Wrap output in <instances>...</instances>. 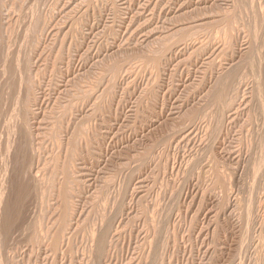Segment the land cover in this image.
<instances>
[{
	"label": "rangeland",
	"instance_id": "1",
	"mask_svg": "<svg viewBox=\"0 0 264 264\" xmlns=\"http://www.w3.org/2000/svg\"><path fill=\"white\" fill-rule=\"evenodd\" d=\"M4 1L1 3L10 12L1 13L0 25L7 24L1 28L5 43L11 40L9 51L16 47L14 52L19 48L22 55L33 48L32 72L41 69L40 74L36 72L40 76L35 75L40 88L37 85L39 101L33 111L39 110L40 113L35 112L40 118L47 112H52L56 121L60 118L57 132L65 136L57 138L59 142L63 140L64 147L68 135L74 132L71 128L75 130L80 125L78 122L82 125L80 133H88L85 132L84 140L80 133L77 138L79 154L75 160L79 162H74L78 166L74 164L72 174L74 178L81 172L75 176L76 209L72 211L77 214L68 213L65 223L61 221L63 225L70 222L66 226L71 228H63L68 230L63 231L66 239L61 234V246L57 245V251L51 250L56 248H52L50 236L55 230L62 231L63 225L49 167L51 153L57 150L47 136L45 139L50 141H43L40 148L44 149L35 152L38 161L41 159L37 161L41 173L36 178L35 190L22 201L23 215L18 219L21 221L11 228L8 239L2 240L8 243H0L2 264H264V146L260 144L264 143V116L258 113L257 104L264 92L258 93L254 88L255 80L259 84L264 82V35L263 30H252L255 25L249 8L245 9L243 4H238V8V0H34L35 6L30 0L28 4V0ZM255 3L264 6V0ZM38 19L39 24L34 27ZM257 53L262 54L263 60H257ZM252 57L256 59L255 66L257 62L255 71L250 72L243 62L238 74L246 81L240 79L239 84L238 79L236 84L240 86L231 91L226 105L214 104L211 100L215 89L218 86L220 90L230 63L233 66L236 61L248 62ZM243 69L246 71L242 72ZM6 94L5 88L0 98L3 131ZM65 101H71V105L67 102L61 107ZM250 112L252 118L258 116L253 120L259 121L253 123ZM33 125L36 126L32 123V128ZM83 126L87 127L85 131ZM87 134L92 137L90 140ZM87 136L90 144L86 148ZM1 165L0 184L11 191L6 187L3 199L12 201L13 181L10 173L2 175ZM256 169L260 175L254 173ZM252 182L261 186L251 187ZM248 189H254L252 195ZM224 195L229 198V206ZM243 196L246 204L260 199L256 207L253 204L255 208L252 205L255 213L251 216L257 222L251 217V226ZM251 198L254 199L250 201ZM217 202L223 203L217 206ZM242 212L246 216L241 218ZM103 215L110 221V234L106 254L97 262L89 230L100 228ZM245 227L248 229L241 232L247 234L244 239L239 232ZM32 232L39 235H35L39 240L33 238Z\"/></svg>",
	"mask_w": 264,
	"mask_h": 264
},
{
	"label": "bare ground",
	"instance_id": "2",
	"mask_svg": "<svg viewBox=\"0 0 264 264\" xmlns=\"http://www.w3.org/2000/svg\"><path fill=\"white\" fill-rule=\"evenodd\" d=\"M2 1H4V0H2ZM8 1H10V0H8ZM19 1V0H18ZM30 1H32V2H30V4L33 6L34 4H32L33 2H34V0H30ZM36 1V0H35ZM236 1V0H235ZM239 1V3H237ZM236 3V6H238V4H240V6H242V4H243V7L245 6V9L246 8H249V10H250V12H251V18L253 17V21H251V23L253 22V24L255 25H253L254 26V28H252V30H254L255 32L254 33H257V32H259V31H261V30H263V33H262V35H264V6H262L261 4H257V3H255L254 4V1L255 0H243L244 2H246L245 4L244 3H241L240 2V0H238ZM242 1V2H243ZM5 2V1H4ZM7 2V1H6ZM14 2V1H13ZM38 2V1H37ZM36 2V3H37ZM25 3H29V0H28V2H25ZM25 3L23 4V5H25ZM6 4V3H5ZM18 4H19V2H18ZM18 4H17V6H18ZM10 5H12L13 6V4H10ZM14 5H15V3H14ZM31 5H29V6H31ZM4 4L3 3H1V0H0V15H1V13H3V12H7V10L10 12V10L9 9H7V10H5V7H6V5L4 6ZM19 6H20V4H19ZM22 6V5H21ZM20 6V7H21ZM28 6V5H27ZM35 6V5H34ZM248 6V7H247ZM8 7H9V5H8ZM20 7H18L19 9H20ZM243 7H242V9H243ZM7 8V7H6ZM10 8V7H9ZM31 8V7H30ZM33 8V7H32ZM238 8H239V6H238ZM237 8V9H238ZM5 11H4V10ZM12 9V8H11ZM15 9V7L13 8V10ZM19 9H17V10H19ZM23 8L21 7V9L20 10H22ZM25 9V8H24ZM27 9H29V8H27ZM27 9H26V11H27ZM242 9L240 8V10H241V12H243L244 13V11H246L245 9H243L244 11H242ZM12 10V11H13ZM238 11H239V9H238ZM21 12V11H20ZM28 12V11H27ZM31 12V15L33 16V9H32V11H30ZM29 12V13H30ZM250 12H248V14L250 13ZM12 13V12H11ZM26 13V12H25ZM238 13V12H237ZM239 13H240V11H239ZM238 13V14H239ZM28 14V13H27ZM242 15V13H240V16ZM4 16V15H3ZM6 16V15H5ZM4 16V18H7V17H5ZM243 16H244V14H243ZM9 17V16H8ZM0 18H2L1 16H0ZM238 18H239V16H238ZM241 19L243 18V17H240ZM247 18H248V16H247ZM246 18V19H247ZM1 20V19H0ZM3 20V19H2ZM6 19H4L3 21H5ZM244 20H245V17H244ZM247 22L249 21V18H248V20H246ZM6 22V21H5ZM3 23V22H2ZM0 24H1V22H0ZM6 24V23H5ZM5 24L2 26V25H0V98H1V96H2V94H3V90L6 88V95H5V107L3 108V110H4V112H3V115H4V117H5V120H4V122L2 123V126H1V128L3 127L4 128V131L3 130H0V163L2 164L1 165V173H2V175L3 176H5V175H9L8 173H10V177L8 176V178H10V180L11 181H13V185H11V187L13 186L14 187V193H15V197L13 196L12 198L11 197H9L10 196V194L8 195V198H11V199H13L12 201H9L8 199H6V197L4 198V199H6V201H4V199H3V195H4V190L6 189V187H7V190L9 189V192H11L10 191V188H8V186H6L5 188H3L2 187V185L0 184V243L2 244V243H4V242H2V240L4 241V240H7L8 239V237L10 236V235H8V233H10L9 231H11V230H13V229H11L14 225H15V223H17V221H18V219H20V214L21 215H23L22 213H21V207L23 206L22 205V201L26 198V197H28L29 195H31V194H29L31 191H34L35 190V186H34V184H36V178H38V176H39V172L41 171L40 169H41V167L38 165V163L39 162H41V159H40V161H38L39 160V158H37V157H39V155L36 157V155H35V152H38V150L39 151H41V149L43 148L44 149V147H42V148H40V146H42L43 145V141L45 142V138H47V136L54 142L53 144H55V145H53V147H54V149L55 150H57V151H55L54 152V150H51V147H50V150L51 151H53L54 153L52 154L51 153V159L49 160V162H51L52 161V164L49 166L50 167V171H51V176L50 177H52L53 178V188H57V192H58V197H57V199L59 200V203L61 204V206H60V209H61V211H60V214H61V216H60V219H59V221L61 222L62 220H63V222H64V220L66 219V218H64L65 216L66 217H68V213H70L69 215H73V212L75 213V211H72V209H74V207H73V205H74V202H73V198H74V191H75V188H76V186L78 185L76 182H77V178H75V176H77V175H80L81 174V172L80 173H78L77 175H75L74 176V178L72 177L73 175V170H74V168H73V166H78L77 164H75L74 162H76L77 163V160H75L76 158V155H78L77 153H76V148H77V141L79 140V139H77L78 138V135H79V133H80V128L82 127V125H81V123L80 122H78V124L77 125H79V126H77L76 127V129L75 130H72V128H71V131H74V132H72V135H68V136H70L69 137V139L68 140H66L67 141V145L64 147V145H62V141L63 140H61V138H60V142L58 141V138H57V136L59 137L60 136V132L58 133L57 131H59L60 130V123H62V122H60V118H58V121H56L54 118H53V115H52V112H47V114L45 115H43V116H41V118L39 117V115L35 112V111H39V110H35V111H33V108L34 109H36V106L38 105V99H37V96H36V89L38 90V88H37V82H36V78H35V75H37V76H40V75H38V73L39 72H41L38 68H37V66H39V65H37L36 66V68L38 69V71L36 70V68H35V73L36 72H38V73H34V72H32V69H34V68H32L31 69V67H33L34 66V63H35V61H34V63H33V66H32V62H33V58H31L32 57V55L34 56V54H33V52H32V50H33V48L31 49V50H29V51H25L24 53H23V49H21V47L23 48V46H21L20 47V50H22V52L21 53H23L22 55L20 54V51H19V48H18V50H16L17 52H14L15 51V49H16V47H14L15 49L13 50V47H12V51L10 52L9 50H11L10 48V46L8 45L10 42H11V40H10V42L8 41V38H10V36L7 38V40L6 41H8L7 43H5V39L3 38V35L4 34H2V28H1V26L2 27H4L5 26ZM38 24H39V19L35 22V24L33 25L34 27H37L38 26ZM249 24V23H248ZM6 26H7V24H6ZM250 27V26H249ZM5 28V27H4ZM30 28H31V23L30 24H28L27 25V28H26V32H28L29 30H30ZM251 29V28H250ZM258 29V31H256ZM4 30V29H3ZM5 30H8V29H5ZM5 32V31H4ZM8 33H9V31H7ZM8 33H5V34H7V36L9 35ZM261 33V32H260ZM251 35V37L253 38V37H255L253 34H250ZM253 35V36H252ZM261 35V36H262ZM7 36H5V37H7ZM260 36V37H261ZM257 37H259V36H257ZM256 37V38H257ZM262 39H264L263 38V36H262ZM252 40V39H251ZM264 40H262V42H263ZM13 42V41H12ZM252 42V41H251ZM258 42V41H257ZM261 42V41H260ZM253 43H255L256 44V41L254 40L253 41ZM259 43V42H258ZM13 44V43H12ZM14 44H15V42H14ZM16 45V44H15ZM22 45V44H21ZM259 45H260V43H259ZM258 45V46H259ZM262 45V44H261ZM264 45V44H263ZM11 46H13V45H11ZM17 46V45H16ZM20 46V45H19ZM260 47V46H259ZM258 47V48H259ZM264 47V46H263ZM263 47H261V49L263 48ZM261 51V50H260ZM264 51V50H263ZM32 52V53H31ZM258 53H260L259 51H258ZM257 53V54H258ZM261 53H262V51H261ZM262 54H258V56L256 57L257 58V60H263V57H264V55H263V57L261 56ZM253 58V57H252ZM255 58H253V59H251L250 61H248V62H246V61H241V62H238V61H234L235 63L233 64V66H232V63H230L231 64V68H229L228 67V70L226 69V72H224L225 73V75L223 76V79H222V81H221V83H220V90L218 91V88L216 87V89L215 90H217L216 91V93L214 94V97H213V99L211 100V101H213V102H215L214 104H216L217 103V105H219V103L220 104H227V102H228V100H229V97L231 96V91L232 90H234V91H237L238 89V87L237 86H240V85H237L236 83L238 82V79H239V84H240V79L242 80L243 79V76L241 77V75H239L240 73H239V70H240V68H242L241 66H242V64H243V62H245L244 64L245 65H248L249 66V69H250V72L251 71H255V67L257 66V62H256V66H255V60H254ZM233 62V61H232ZM259 62V61H258ZM261 63H262V61H261ZM259 64H260V62H259ZM258 64V67H260L261 65H259ZM36 65V64H35ZM263 65V64H262ZM47 66V65H46ZM244 66V65H243ZM247 66V67H248ZM255 66V67H254ZM45 67V66H44ZM247 67H245V69L247 68ZM264 67V66H263ZM48 68V67H47ZM47 68H46V70H47ZM244 68V67H243ZM249 69L247 70V73H248V71H249ZM260 70V69H259ZM262 70V69H261ZM43 71V70H42ZM243 71H246V70H242V72ZM264 71V70H263ZM46 71H44L43 73H45ZM241 72V71H240ZM241 72V74H243L244 75V73H242ZM253 72H252V74H253ZM33 73V74H32ZM239 73V74H238ZM260 74H262V72H259ZM40 74V73H39ZM42 74V73H41ZM221 74V73H220ZM251 74V75H252ZM259 74V75H260ZM263 74H264V72H263ZM254 75V77H253V79L255 80V73L253 74ZM42 77L44 76V75H41ZM226 76V77H225ZM247 74L244 76V77H246L247 78ZM264 76V75H263ZM40 78V77H39ZM39 78L37 77V79L39 80ZM222 77H220L219 79H221ZM225 78V79H224ZM245 79V78H244ZM243 79V80H244ZM40 80H41V78H40ZM237 80V81H236ZM244 81H246V79L244 80ZM39 82V81H38ZM242 82V81H241ZM255 82H256V84H255V87L254 88H257V92L258 93H260L261 91L262 92H264L263 90H264V88H262V87H264V86H262V84H264V82L262 83V84H259V80H255ZM245 83V82H244ZM217 84V83H216ZM236 84V85H235ZM242 84V83H241ZM254 84V83H253ZM40 85V84H39ZM38 85V86H39ZM218 85V84H217ZM233 85H235V87H234V89H233ZM257 86V87H256ZM39 88H40V86H39ZM237 90H236V89ZM239 88H241V87H239ZM44 89V88H43ZM42 89V90H43ZM214 90V91H215ZM210 91H212V89L210 90ZM40 92V91H39ZM39 92H37V94L39 93ZM42 93H44V92H42ZM233 93V92H232ZM45 94V99L47 98V95H46V93H44ZM43 94V95H44ZM64 93H62V95H63ZM211 94V93H210ZM213 94V93H212ZM234 94H235V92H234ZM42 95V94H41ZM209 95V94H208ZM230 95V96H229ZM213 96V95H212ZM211 96V97H212ZM40 97V96H39ZM63 97V96H62ZM62 97H59V98H61L60 100H62ZM65 97V96H64ZM43 98V97H42ZM40 99V98H39ZM49 99V98H48ZM47 99V100H48ZM65 99V98H64ZM56 100V99H55ZM208 100V99H207ZM230 100H232V97L230 98ZM259 100V101H258ZM258 102H257V104L258 105H260V112H258V113H260V114H258V115H260V116H264V94L263 95H261V93H260V96L258 97ZM42 102H44V100L42 99L41 100ZM49 101H50V99H49ZM72 101V100H71ZM71 101H69V102H71ZM227 101V102H226ZM66 102V101H65ZM68 102V101H67ZM67 102L66 103H61L62 105H61V107H64L63 105H68L67 104ZM68 102V103H69ZM226 102V103H225ZM231 102V101H230ZM255 103L254 104H256V100L254 101ZM41 103V102H40ZM45 103H47V101L45 102ZM45 103H43V104H45ZM55 103V102H54ZM60 103V102H59ZM207 103V102H206ZM232 103V102H231ZM230 103V104H231ZM42 104V103H41ZM70 105H71V103H69ZM72 104H73V102H72ZM210 104V103H209ZM211 104H213V103H211ZM213 104V105H214ZM230 104H228L229 106L228 107H230L231 105ZM253 104V103H252ZM253 104V105H254ZM45 105H47V104H45ZM44 105V106H45ZM224 105V106H225ZM258 105H256V107L258 106ZM255 106V105H254ZM38 107V106H37ZM41 107V106H40ZM45 107H47V106H45ZM60 107V109H66V108H61ZM225 108H227V107H225ZM251 108H252V106H251ZM257 108H259V107H257ZM256 108V109H257ZM253 110H254V108H252ZM49 110V109H48ZM47 110V111H48ZM43 112H46V108H45V111H44V109L42 110ZM63 111V113L66 111V110H62ZM258 111V110H257ZM42 112V113H43ZM67 112H69V111H67ZM254 112H256V111H254ZM39 113H40V111H39ZM63 113H62V117H63ZM66 113V112H65ZM70 113L72 114V112L70 111ZM69 113V114H70ZM251 113V112H250ZM70 114V115H71ZM257 114V113H256ZM42 115V114H41ZM67 115V114H66ZM251 115H253V112L250 114V115H248V116H250L251 117ZM60 116V117H61ZM64 116H65V114H64ZM254 116V115H253ZM256 116V115H255ZM61 117V118H62ZM71 116H69V118H70ZM249 118V117H248ZM252 118V117H251ZM255 117H253L252 118V120L254 119ZM256 118H258V116H256ZM255 118V119H256ZM64 118H62V120H63ZM66 119V118H65ZM68 120V119H67ZM251 119L249 118L248 119V121H250ZM251 120V121H252ZM36 121H37V123H36ZM250 121V122H251ZM255 120H253V123H255L256 121H259V120H256L255 122H254ZM64 122H65V120H64ZM68 122H69V120H68ZM67 122V123H68ZM32 123H34V124H36V126L34 127V125H33V127L34 128H32ZM72 124H73V122H71ZM252 123V124H253ZM65 124V123H64ZM67 125V124H66ZM65 125V126H66ZM74 125V124H73ZM189 125V124H188ZM187 125V126H188ZM69 126H71V125H69ZM73 127V126H72ZM79 127V128H78ZM84 127V126H83ZM186 127V126H185ZM35 128H36V131H35ZM66 129H67V126L65 127ZM74 128V127H73ZM78 128V129H77ZM87 128V127H86ZM86 128L84 127L83 129H84V131L86 130ZM33 129H34V131H33ZM61 129L62 130H64L62 127H61ZM65 129V130H66ZM64 130V131H65ZM82 131L83 130H81V133L80 134H82ZM89 131V130H88ZM62 132V131H61ZM68 132H69V127H68ZM85 132H87V130L85 131ZM85 132H83V137L81 138V139H83V138H85ZM71 133V132H70ZM70 133H68V134H70ZM88 133V132H87ZM58 134V135H57ZM64 134V133H63ZM88 135V134H87ZM64 136H65V134H64ZM64 136H60V137H63L64 138ZM88 136H90V135H88ZM88 136H87V139H86V142L87 141H89L90 140V138H92L91 136L89 137V140H88ZM66 137H67V135H66ZM81 137V136H80ZM79 137V138H80ZM48 138V139H49ZM54 140H53V139ZM84 140V139H83ZM83 140H81V141H83ZM46 141H50V140H46ZM51 141V142H52ZM64 141H65V139H64ZM65 141V142H66ZM79 142V141H78ZM83 142H85V141H83ZM84 143V145H85V147L87 146V144L89 143V142H87V143ZM47 143V142H46ZM46 143H44L45 144V146H46ZM49 143V142H48ZM42 144V145H41ZM80 144V143H79ZM90 144V143H89ZM261 144V146H264V143H260ZM48 145H50V143L48 144ZM50 146H52V145H50ZM80 146V145H79ZM56 147V148H55ZM82 147V146H81ZM46 148H47V146H46ZM45 148V149H46ZM87 148V147H86ZM42 149V150H43ZM53 149V148H52ZM82 149V148H81ZM89 149V148H88ZM85 150V149H84ZM87 150V149H86ZM90 150V149H89ZM78 151H79V149H78ZM88 151V150H87ZM43 152V151H42ZM81 152H82V150H81ZM83 154V153H82ZM81 154V155H82ZM90 154V153H89ZM86 156H88V155H85V157ZM37 158V159H36ZM77 158H78V156H77ZM81 158V157H80ZM83 158V157H82ZM87 158V157H86ZM89 158V157H88ZM84 159V158H83ZM82 159V160H83ZM81 160V161H82ZM85 160V159H84ZM259 160V159H258ZM37 161H38V163H37ZM86 161H87V159H86ZM48 162V163H49ZM78 162H79V160H78ZM84 162V161H83ZM261 162V161H260ZM35 163H36V165H35ZM87 163V162H86ZM75 164V165H74ZM261 164V163H260ZM47 165V164H46ZM49 165V164H48ZM85 165V164H84ZM87 165V164H86ZM80 166V165H79ZM260 165H259V163H258V167H259ZM39 167V168H38ZM84 167V166H83ZM86 167V166H85ZM88 167V166H87ZM90 167V166H89ZM88 167V168H89ZM79 168V167H78ZM264 168V167H263ZM261 169V172H262V170H264V169ZM79 169H81V168H79ZM45 171V170H44ZM78 171V170H77ZM81 171V170H80ZM256 171H257V169L255 170V174H256ZM74 172H75V170H74ZM83 172H85V171H83ZM260 172V173H261ZM41 173V172H40ZM258 173H259V168H258ZM83 174V173H82ZM89 174V173H88ZM263 174H264V172H263ZM256 175H260V174H256ZM218 176V175H217ZM216 176V177H217ZM50 177H49V179H50ZM219 177V176H218ZM254 177V176H253ZM257 177H259V176H257ZM263 177V176H262ZM5 178V177H4ZM255 178V177H254ZM13 179V180H12ZM220 179V178H219ZM218 179V180H219ZM252 179V178H251ZM257 179V178H256ZM255 179V180H256ZM259 179H260V177H259ZM263 179L264 178H262V183H263ZM10 180L8 181V182H10ZM254 180V179H253ZM253 180H251V181H253ZM0 181H1V179H0ZM80 181V180H79ZM225 181V180H224ZM257 181V180H256ZM256 181H254V182H256ZM82 182V181H81ZM259 182H260V180H259ZM2 183V182H1ZM79 183V182H78ZM215 183V182H214ZM253 183V182H252ZM258 183V182H257ZM261 183V182H260ZM260 183H258V185L260 184ZM77 184V185H76ZM226 183L224 182V185H225ZM248 184H250V183H248ZM256 184V183H255ZM254 183L252 184L253 186H251V187H254V185H255ZM7 185V184H6ZM228 185V184H227ZM247 185V184H246ZM220 186V185H219ZM218 186V187H219ZM245 186V185H244ZM256 186V189H258V187H260L261 185H259L258 187H257V185H255ZM217 187V188H218ZM249 187V186H248ZM247 187V188H248ZM50 188V187H49ZM78 188V187H77ZM224 188H226V186L224 187ZM246 188V187H245ZM245 188L243 189V190H245ZM246 188V189H247ZM219 189V188H218ZM249 189H250V187H249ZM248 189V192L250 191ZM252 189V188H251ZM221 190V189H220ZM232 191V190H231ZM246 191V190H245ZM244 191V192H245ZM254 191V189L252 190V192ZM247 192V193H248ZM251 191L249 192V193H251V195L253 194ZM6 193V192H5ZM7 193H8V191H7ZM6 193V194H7ZM32 194H33V192H31ZM235 193H236V191H235ZM11 194H13V190H12V193ZM226 194H227V192H226ZM244 194H246V192L244 193ZM14 195V194H13ZM248 195V194H247ZM257 195V194H256ZM7 196V195H6ZM227 196V195H226ZM226 196L224 195L223 196V198H225L224 200L226 201ZM249 196V197H248ZM247 197L248 198H250V195H248ZM254 196H255V193H254ZM238 197V196H237ZM252 197V196H251ZM259 198V197H258ZM29 199V198H28ZM229 199V198H228ZM227 199V200H228ZM231 199V198H230ZM254 198H251V200L250 201H252ZM220 200V199H219ZM222 200V199H221ZM223 200V201H224ZM238 200V199H237ZM241 200H243L244 201V196H243V199H241ZM245 200H247V199H245ZM249 200V199H248ZM260 200V199H259ZM259 200H257L256 201V203L257 202H259ZM29 201V200H28ZM28 201H26V202H28ZM31 201V200H30ZM29 201V202H30ZM224 201V202H225ZM239 201V200H238ZM25 202V203H26ZM28 202V203H29ZM226 202H228V206H229V203H230V201L228 200V201H226ZM253 202V204H254V202H255V200L254 201H252ZM261 203L263 202V201H260ZM27 203V204H28ZM31 203V202H30ZM29 203V204H30ZM223 202H221V203H219V202H217V206H220L219 204H222ZM235 203V202H234ZM244 203H245V201H244ZM243 203V205L245 206V204L246 203H248V201L244 204ZM256 203L254 204L255 205V207H256ZM260 203V204H261ZM24 204V203H23ZM27 204L25 205V206H27ZM225 204V203H224ZM227 204V203H226ZM238 204V203H237ZM236 204V205H237ZM251 202H249V204H246V205H248L247 207L245 206V208L247 209H245V210H242L243 212L245 211L246 212V215H244V213L241 215V218L243 217V216H246L247 217V222L249 223V221H250V219H252L251 217H253V216H251L252 215V213H255V212H252V211H254V209L252 208V205H253ZM258 204V203H257ZM22 205V206H21ZM35 205V204H34ZM33 205V206H34ZM235 205V206H236ZM243 205H242V207H243ZM254 205H253V207H254ZM21 206V207H20ZM24 206V207H25ZM33 206H32V209H34L33 208ZM222 206H227V205H222ZM220 207V208H222L223 209V207ZM227 206V207H228ZM231 206H233V205H231ZM261 206V205H260ZM260 206H259V208H260ZM226 207V208H227ZM254 207V208H255ZM258 207V206H257ZM28 208H29V206H28ZM30 208H31V206H30ZM36 208H37V205H36ZM36 208H35V210H36ZM231 208H233V207H231ZM230 208V209H231ZM235 208V207H234ZM262 208H264V204H263V206H262ZM24 209H27L26 207L24 208ZM76 209V208H75ZM74 209V210H75ZM219 209V208H218ZM242 209V208H241ZM31 210V209H30ZM219 210H221V209H219ZM219 210L218 211H215V213L216 212H218L219 213ZM227 210V209H226ZM232 210V209H231ZM262 210H264V209H262ZM24 210H22V212H23ZM26 211V210H25ZM77 211V210H76ZM226 212L225 210H222V212ZM241 211V210H240ZM31 212V211H30ZM36 211H34L33 213H35ZM221 212V211H220ZM233 212V211H232ZM257 212H259V211H256V213ZM262 212H264V211H262ZM25 213H27V212H25ZM59 214V215H60ZM75 214H77V213H75ZM25 215V214H24ZM33 216L35 215V214H32ZM31 215V216H32ZM216 215V214H215ZM240 215V214H239ZM253 215H255V214H253ZM261 215V214H260ZM32 216V217H33ZM104 216V215H103ZM102 216V217H103ZM111 216H112V214H111ZM226 216H228V215H226ZM256 216H258L257 214H256ZM263 216H264V214H263ZM70 217V216H69ZM216 217V216H215ZM218 217V216H217ZM216 217V218H217ZM239 217V216H238ZM262 217V216H261ZM24 218H25V216H24ZM27 218H29V216L27 217ZM35 218V217H34ZM33 218V219H34ZM215 218V219H216ZM227 218V217H226ZM240 218V219H241ZM245 218V217H244ZM244 218L242 219V220H244ZM254 218L255 217H253V219H252V221L254 220ZM68 219L69 218H67V222H69L68 221ZM220 219V218H219ZM259 219V218H258ZM27 220V219H26ZM73 219H71V221H72ZM241 220V221H242ZM246 220V219H245ZM244 220V222L243 223H245L246 224V221ZM256 220V219H255ZM254 220V221H255ZM21 221V220H20ZM20 221H18V222H20ZM22 221H23V219H22ZM59 221L57 222V224L59 223ZM253 221V222H254ZM31 222V221H30ZM29 222V223H30ZM215 222V221H214ZM255 222H257V221H255ZM262 222V221H261ZM26 223V222H25ZM65 223V222H64ZM70 223V222H69ZM69 223L68 224H65V225H63V223L61 222V224L63 225V227H62V229L63 228H65L66 229V227H68L69 226ZM75 223V222H74ZM61 224H60V226H59V228H61ZM72 224V223H71ZM70 224V225H71ZM216 224V223H215ZM250 224V223H249ZM248 224V225H249ZM252 224V223H251ZM251 224H250V226H251ZM260 223H258V225H259ZM20 225V224H19ZM66 225H68V226H66ZM217 225V224H216ZM218 225H219V223H218ZM217 225V226H218ZM221 225V224H220ZM244 225V224H243ZM242 225V226H243ZM257 225V226H258ZM23 227H25V225H22ZM28 226H29V224H28ZM66 226V227H65ZM113 226V225H112ZM216 226V227H217ZM240 226V225H239ZM246 226V225H245ZM29 227H31V226H29ZM222 228H223V225L221 226ZM221 227H220V229H221ZM244 227V226H243ZM254 227V226H253ZM252 227V228H253ZM14 228V227H13ZM17 228V227H16ZM68 228H71V227H68ZM73 228V227H72ZM75 228V227H74ZM236 228V227H235ZM250 228V227H249ZM18 229V228H17ZM22 229V228H21ZM26 229V228H25ZM65 229H63L62 231L60 230V231H57L56 232V230L51 234V236H50V241H51V245H52V248H56L57 247V245H60L61 246V243H62V238H60V237H62L61 236V234L63 235V237L66 239V234H63V233H65V232H67V231H65ZM76 229V228H75ZM74 229V230H75ZM93 229H94V227H93ZM92 229V230H93ZM113 229V228H112ZM112 229H111V231H112ZM224 229V228H223ZM238 229V228H237ZM241 229V231L239 232V235H241L242 233V230H244L245 229V231H246V229H248V228H240ZM23 230V229H22ZM73 230V229H72ZM90 231L89 230V232H91V239H92V246H93V253H94V255H95V258H96V260H97V262H100V260H101V258L103 257V256H105L104 255V253L106 252V244H107V242H108V234H110L109 233V231H110V221H109V219H108V217L106 218L105 216L102 218V223H101V225H100V228L98 227V229L96 230V229H94L93 231ZM230 230V229H229ZM251 230V229H250ZM63 231H65V232H63ZM71 231V230H70ZM212 231V230H211ZM223 231H225V230H223ZM249 231V230H248ZM13 232V231H12ZM15 232V231H14ZM17 232H18V235H19V232L20 231H18L17 230ZM16 232V233H17ZM21 232H23V231H21ZM69 233V232H68ZM71 233H72V231H71ZM73 233H75L74 231H73ZM214 233V232H213ZM243 233H245L244 231H243ZM247 233H249V232H247ZM14 234V233H13ZM216 234H217V231H216ZM220 234H222V233H219V235ZM236 234V233H235ZM21 235H24V233H22ZM29 235V234H28ZM28 235H27V237H28ZM30 235H31V233H30ZM32 235L33 236H35L36 235V233H35V235H34V232H32ZM38 235V234H37ZM36 235V236H37ZM73 235V234H72ZM214 235V234H213ZM218 235V234H217ZM245 235V234H244ZM244 235H241V236H243L244 237ZM247 235V234H246ZM245 235V236H246ZM8 236V237H7ZM20 236V235H19ZM33 236H30L29 238H32ZM33 237L34 239H38L39 240V238H37V237ZM39 236V235H38ZM67 236H69V235H67ZM215 236V235H214ZM18 237V236H17ZM73 237V236H72ZM220 237V236H219ZM7 238V239H6ZM28 238V239H29ZM239 238V237H238ZM11 239H12V236H11ZM33 239V240H34ZM59 239L61 240V243L60 244H58V242H59ZM68 239H71V238H68ZM67 239V240H68ZM217 239H219L218 238V236H217ZM216 239V240H217ZM234 239V238H233ZM232 239V240H233ZM242 239V238H241ZM240 239V240H241ZM244 239H245V237H244ZM244 239H242V240H244ZM219 240H222V238L221 239H219ZM234 240H237V239H234ZM239 240V239H238ZM242 240H241V242H242ZM214 241H215V239H214ZM218 241V240H217ZM70 242H71V240H70ZM221 242V241H220ZM235 242V241H234ZM237 242H239V241H237ZM240 242V243H241ZM6 243H8V242H6ZM6 243H4V244H6ZM244 243H245V240H244ZM243 243V244H244ZM3 244V245H4ZM237 244V243H236ZM243 244H240V247L239 248H241V245H243ZM69 245H70V243H69ZM236 246V245H235ZM245 246V245H244ZM59 247V246H58ZM234 247V246H233ZM243 247V246H242ZM234 248H236V247H234ZM244 248H246L247 249V247L245 246ZM243 248V249H244ZM59 249V248H58ZM242 249V250H243ZM246 249H244L245 251H246ZM51 250H53V251H57V248H56V250H54V249H51ZM231 250V249H230ZM236 250H238V249H236ZM241 250V249H240ZM243 250V251H244ZM248 250V249H247ZM244 251V252H245ZM0 252H1V250H0ZM229 252V251H228ZM231 252H233L232 250H231ZM241 252V251H240ZM247 252V251H246ZM224 253V252H223ZM230 253V252H229ZM243 253V252H242ZM1 254V253H0ZM106 254V253H105ZM235 254V253H234ZM231 256V255H230ZM239 255H237V257H238ZM246 256V255H245ZM219 257V256H218ZM241 257H242V255H241ZM248 257V256H247ZM2 258V257H1ZM234 258H235V255H234ZM240 258V257H239ZM238 258V259H239ZM242 258H244V257H242ZM229 259V258H228ZM231 259V258H230ZM236 259V258H235ZM0 260H2V259H0ZM240 261H241V258L239 259ZM243 260V259H242ZM245 260V259H244ZM1 262V261H0ZM228 262V261H227ZM230 262H232V261H230ZM244 262V261H243ZM225 263V262H224ZM237 263V262H236ZM241 264H242V262H240ZM0 264H2V262L0 263ZM244 264V263H243Z\"/></svg>",
	"mask_w": 264,
	"mask_h": 264
}]
</instances>
